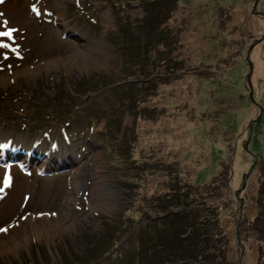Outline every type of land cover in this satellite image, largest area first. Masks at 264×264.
<instances>
[{
  "label": "rangeland",
  "instance_id": "374dc122",
  "mask_svg": "<svg viewBox=\"0 0 264 264\" xmlns=\"http://www.w3.org/2000/svg\"><path fill=\"white\" fill-rule=\"evenodd\" d=\"M0 8L17 29L0 37V264H76L97 242L94 264L134 262L194 224L192 264H264V0Z\"/></svg>",
  "mask_w": 264,
  "mask_h": 264
},
{
  "label": "trees",
  "instance_id": "16d2710c",
  "mask_svg": "<svg viewBox=\"0 0 264 264\" xmlns=\"http://www.w3.org/2000/svg\"><path fill=\"white\" fill-rule=\"evenodd\" d=\"M55 125L52 123V127ZM42 127V125H41ZM40 128V127H39ZM99 128L92 127L89 131L84 130L85 139L89 142H98L100 144H104V139L101 137ZM187 214H182V211L174 212L173 215L169 217H175L177 219H183ZM149 220L151 218H148ZM177 221V220H176ZM191 223V222H190ZM195 224L190 225L189 228L180 230L176 229L171 230L168 234V237H165V240H161V242H138V247L135 250L136 259L133 262L131 258V262L123 261V258L128 257V253H124L121 256H112L110 257L115 264H160L163 261H167L166 264H178L182 261H187L188 264H192L194 262L200 261L197 259L200 256L199 248L201 243L203 242L200 239L199 235H196L195 232ZM183 236V237H182ZM174 240V241H171ZM95 247L92 249L87 247L85 251H87L90 255V258L84 259L83 261H78L76 264H94L97 263L99 259L110 256L108 253L109 245L106 246L104 242L95 243ZM114 246H111V248ZM76 257H72L68 262L72 260H76ZM68 259V258H67ZM34 262L39 264L40 262L35 259ZM29 264V263H28Z\"/></svg>",
  "mask_w": 264,
  "mask_h": 264
},
{
  "label": "snow or ice",
  "instance_id": "6c2138e0",
  "mask_svg": "<svg viewBox=\"0 0 264 264\" xmlns=\"http://www.w3.org/2000/svg\"><path fill=\"white\" fill-rule=\"evenodd\" d=\"M4 0H0V3H3ZM32 11L33 12H36L37 14H39L38 10L36 9L35 5L32 6ZM2 15V14H0ZM16 31V29H10L9 31H3V32H0V37H9L11 38L12 36V32ZM9 45L8 44H4V43H0V48H8ZM9 185V181L6 180L5 181V186H8ZM0 191H3V189H0ZM7 231V229H3V228H0V232H5Z\"/></svg>",
  "mask_w": 264,
  "mask_h": 264
},
{
  "label": "bare ground",
  "instance_id": "6f19581e",
  "mask_svg": "<svg viewBox=\"0 0 264 264\" xmlns=\"http://www.w3.org/2000/svg\"><path fill=\"white\" fill-rule=\"evenodd\" d=\"M0 10H1V8H0ZM3 11H4V10H3ZM7 13H9V12H7ZM10 13H11V12H10ZM14 13H15V12H14ZM16 13H17V12H16ZM11 15H12V14H11ZM11 15L9 16V18L11 17ZM21 15H22V14H21ZM11 18H12V17H11ZM11 18H10V19H11ZM1 19H2V18H1ZM1 19H0V20H1ZM3 20H4V19H3ZM16 21H18V20H16ZM0 22H1V21H0ZM13 23H14V22H13ZM15 23H16V22H15ZM8 24H9V23H8ZM3 25H4V23H3ZM3 25H2V26H3ZM5 25H6V24H5ZM18 25H19V24H18ZM3 27H4V26H3ZM4 28H5V27H4ZM6 28H7V27H6ZM9 28H10V27H9ZM7 29H8V28H7ZM16 30H17V29H16ZM15 32H16V31H15ZM14 38H15V37H14ZM99 48H100V46H99V47H96V50L99 49ZM100 53H101V52H100ZM100 53H99V54H100ZM2 56H3V55H2ZM7 56H8V55H7ZM4 57H5V56H4ZM3 59H4V58H3ZM7 64H9V63H7ZM5 68H6V67H5ZM4 185H5V184H4ZM92 186H93V185H92ZM5 187H6V186H5ZM5 187H4V188H5ZM3 191H4V190H3ZM5 191H6V189H5ZM6 194H7V193H6ZM10 194H11V193H10ZM11 195H12V194H11ZM39 196H40V195H39ZM42 196H43V195H42ZM4 197H5V196H4ZM9 198H10V197H9ZM5 200H6V199H3L4 202H6ZM46 200H47V199H46ZM39 201H40V200H39ZM41 201H42V199H41ZM10 203H11V201H10ZM1 204H2V203H1ZM3 204H4V203H3ZM3 206H4V205H3ZM13 206H14V205H13ZM5 208H6V210H7V207H5ZM11 208H12V207H11ZM11 208H10V209H11ZM4 210H5V209H4ZM6 214H7V213H6ZM6 214H5V215H6ZM6 216H7V215H6ZM4 218H5V217H4ZM0 220H1V218H0Z\"/></svg>",
  "mask_w": 264,
  "mask_h": 264
},
{
  "label": "water",
  "instance_id": "95a60500",
  "mask_svg": "<svg viewBox=\"0 0 264 264\" xmlns=\"http://www.w3.org/2000/svg\"><path fill=\"white\" fill-rule=\"evenodd\" d=\"M174 211H179V210H173V212H174Z\"/></svg>",
  "mask_w": 264,
  "mask_h": 264
}]
</instances>
